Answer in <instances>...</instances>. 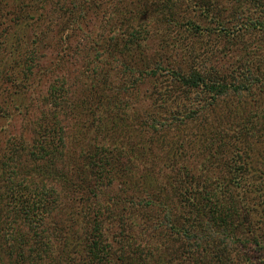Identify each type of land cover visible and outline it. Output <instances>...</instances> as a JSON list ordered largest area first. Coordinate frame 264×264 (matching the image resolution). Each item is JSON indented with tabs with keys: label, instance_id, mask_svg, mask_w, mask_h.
Instances as JSON below:
<instances>
[{
	"label": "rangeland",
	"instance_id": "1",
	"mask_svg": "<svg viewBox=\"0 0 264 264\" xmlns=\"http://www.w3.org/2000/svg\"><path fill=\"white\" fill-rule=\"evenodd\" d=\"M262 4L264 0H0V42L7 31L15 41V34L23 33L18 40L24 44L23 50H12L14 54L10 48L0 50V59H19L27 70V77L20 72L23 79L11 90L13 100L5 96L11 111L0 120V129L5 130L0 148L4 153L16 147L20 151L9 161L10 155L0 156V162L7 163L0 167L1 192L9 207L11 179L27 177L29 184L59 192L37 230L45 229L41 232L46 234L45 250L35 249L41 241L34 236L35 227L7 225L11 243L2 240L0 264H48L57 248L54 228L48 223L59 221L66 208L76 204L65 186L49 179L43 168H59L68 153L86 161L83 154L106 137L98 132L104 126L125 143L120 148L125 155L113 161L112 176H95V192L102 215H123L118 223L124 235L134 232L136 243L147 249L145 233L152 231L155 217L158 222L166 220L164 207H169L172 219L193 227L186 241L198 245L192 250L199 264H262L264 196L257 191V179L264 182L263 177L248 174L245 184L251 186L244 190L250 191H232L233 219L214 206L213 197L217 183L233 179L235 168L264 170V28L257 29V17L264 21L257 12ZM174 72L209 80L214 73L225 82L227 92L205 93L197 87L185 92L187 86ZM55 102L67 105L63 118L60 106L56 108L59 129L50 118ZM87 103H101L95 110L98 118L83 111ZM166 106L168 115L192 117L153 131V120L167 116L166 112L158 116ZM48 136L50 153L35 152ZM240 136L246 139L248 153L238 157L231 144ZM148 140L154 142L151 164L145 154ZM126 142L135 147L130 154ZM170 145L176 149L181 145L180 160L186 167L174 164L179 158L171 154ZM140 177H145L146 188ZM178 188H185V193ZM147 196L158 203V215L146 206L133 212L121 208L122 202L129 205ZM9 207L0 210L3 218H11ZM132 239L122 244L130 246ZM154 247L152 254L162 251L160 245Z\"/></svg>",
	"mask_w": 264,
	"mask_h": 264
},
{
	"label": "trees",
	"instance_id": "2",
	"mask_svg": "<svg viewBox=\"0 0 264 264\" xmlns=\"http://www.w3.org/2000/svg\"><path fill=\"white\" fill-rule=\"evenodd\" d=\"M259 1L260 0H257V3ZM204 3H206V1ZM69 11H71L70 15H75V12L71 10V8ZM257 12H259V16L264 15L263 4L259 6ZM7 26H9V23ZM25 28L26 26H24L23 29ZM261 28H264V21L257 17V29ZM24 31L25 30H23V32ZM21 34H15L17 40L15 41L14 38L11 39L10 37L6 36L7 31H3V39L0 42V50L5 48H10V51L18 49L23 50L24 44L18 40L20 38L19 35ZM11 58L13 57L3 56L2 59H0V98L4 97V100L0 103V120H3L4 117H7L11 111V103L6 100L5 96L8 98L10 97V99L13 100V92L11 90H13V86L16 83L21 82V79H23V76H21L20 72H22L24 78L27 77V70H25L24 67L22 68L19 63V59L16 61L15 59L11 61ZM33 61L35 62V60ZM149 73L156 74L154 72H148L146 75ZM173 76L176 78L180 77L181 81L185 83L187 86L185 89H183L185 92L196 87L201 88L199 90H203L205 93H215L217 91L227 92L225 82H219L217 75L214 73L211 77V80H209V76L208 78H205L204 76H199L198 74L187 77L180 76L179 73L174 72ZM20 77L21 79H19ZM257 81L261 82L259 79ZM262 82H264V80H262ZM235 90L238 91V88H235ZM100 104L95 103V106H92L87 103L83 111L87 110L89 114L92 116L95 115V118H98V116L95 114V110H97ZM58 105L60 106L59 114L62 116V118L63 116H67L64 114L66 113L65 108L67 105H62L61 103L55 102V109L50 117L53 121L55 129H59L60 123V117L55 115ZM168 109L169 108L166 106L165 111L158 115L159 117H162L166 112L167 116H164L165 118L161 120H153L155 123L152 125L150 124L153 131L160 130L159 128L167 129L172 124V122H175L178 125L183 124L187 119L189 121V119L192 117L188 114L181 117L180 115H174V113L168 115ZM83 111L82 114L88 115L83 113ZM72 112L75 114V110L73 108ZM158 116H156V118ZM52 131L54 132L55 130L52 129ZM98 132L99 134H106V137L103 138L100 145L98 144L95 148L89 149L86 151V154H83L86 161L81 163L78 161L81 156H76L75 153H68V156L66 157L67 160L64 161V163L59 166V168L54 166H47L43 168L45 170L44 172L46 173V176L49 177V179H52L54 183L59 182L60 185L65 186L67 193L71 198H74V203L76 204V206L73 205L66 208L65 216L59 221L48 223L52 224L51 227L56 229H53V231L56 234L54 239L56 240L57 244V248H53L52 250L51 258L48 261V264H199V260L194 256L196 250H192L193 248L198 247V245L196 244L195 247L194 244L186 241V239L189 240L191 237L190 235H192V233L190 232V229H193V227L185 224H178L177 220H174V218L172 219V214L169 207H164L167 208L164 209L166 211V213H164V218L166 220L158 222V217H155L154 221L157 222H152V227L150 228L152 231L145 233L147 238L144 239V241L146 244H149L147 249H144V245L136 243L135 235H133L134 239H132L133 242L130 246L127 245L126 247L125 244H122L124 241L129 242L130 238L133 237L132 234H134V232L129 233L130 235H124L123 230L125 229L118 223V221L120 222L121 219H123V215H110L109 217L102 215V210L99 207L100 203L97 200L98 194L95 192V176H99V173L101 175H109L108 173H110V176H112L115 173L113 172V169L115 168L113 161L116 158L120 159L123 157V155H125V153L122 154L120 152V148H122V145L125 143L121 139H117L114 136L115 133L109 130L107 126L102 127V129H99ZM2 133H5L3 128L0 129V134ZM48 137V140H41V143L36 146L37 150L35 149V152L41 151L47 154L50 153L49 142L51 136ZM237 139L238 141L233 139L234 142L231 144V149L233 152L235 151L234 153L237 154L238 157H241L243 153H248V146L246 147V139L242 136L237 137ZM146 142V160L149 162V164H151L153 158L152 144L154 142L153 140H148ZM126 143L128 146L126 153L130 154L133 152L135 147L129 142ZM1 145L2 144L0 142V146ZM170 147L172 150H176H171V154H176V156L179 158V163L174 164L179 168L186 167V165H183L184 163H182V160H180V155L183 152L181 145L178 147V149H176V145L175 147L170 145ZM5 151L6 150H3V148L2 150L0 148V156L5 157V154L10 155V157L6 158L7 161H9L10 159L12 160L13 157H16V154H19L20 150L19 147H16L9 149L7 151L8 153H4ZM29 154L34 155L31 153V151H29ZM80 154L82 155V153ZM140 156H143L142 152L140 153ZM6 164L7 163H5V160H3L0 162V167L3 165L6 166ZM119 165L121 164L119 163ZM234 170V178L227 182L219 181L215 187L217 188L216 193L213 195L216 200L214 206H218L217 209H220L223 213L225 212V214H227L231 219L234 217V209L232 208L234 207L233 204H235V202L232 201V199L235 190L242 193H247L250 191V189L244 190L246 186H251L249 184H245V180L250 178L247 177L248 174L250 176L257 174L258 177H263L264 180V170L260 171L257 169V171H255L254 168L252 169L247 167V165H241ZM11 172L14 175H17L16 170H12ZM38 173L39 176L44 177L41 172ZM149 174H151V172L147 173L146 176L150 179ZM175 174L176 173H174V175ZM168 177L172 178V175H169ZM140 179H143L142 186L146 188V182L144 181L145 177H140ZM28 180L29 179L27 177L25 179L19 180L11 179L9 196L7 197L10 199L9 203L11 207H9L8 203L5 202L6 197L3 196L1 192L2 189L0 187V210H2V208L5 209V207L8 206L12 213L10 219L6 217L3 218L2 215H0V248L2 240H4L9 245L11 243L9 240L12 237V233L5 232V230H7V225L11 226V224H13L14 227L17 224L24 223L35 227L36 231L34 236L36 239L41 238V241L35 244V246L38 247H35V249L40 251L45 250L46 246L43 243L42 237H45L46 234L41 233L45 229L42 228L43 230L41 232H38L37 230L40 228V226H42L45 216L48 215V212L50 211V207L55 204L53 202L57 200V194L59 192L55 189H50V191H48V189H46L44 186L34 184L33 182L29 184ZM260 183L264 182L258 178L257 191L261 194V196H264V184ZM259 184L260 187H258ZM136 185H139L138 181H136ZM178 191L180 194H184L185 188L182 190L181 188H178ZM225 191L227 192L225 193ZM49 201H52L53 204L50 203L48 205ZM153 201L154 199L147 196L142 200L138 199L135 202L130 201L129 205L126 201L125 204L122 202L121 208L130 209L133 212L135 208L139 206H146L154 211L153 215H158L160 213L159 209L156 211V208L159 207L157 205L158 203H153ZM237 205L238 204L236 203V206ZM61 210H63V208H61ZM234 221L237 225L238 220L236 219ZM105 226H107V228ZM109 232H111V234ZM220 236L226 240V243H232V239L229 237L225 238L224 233H220ZM108 238H111L110 242H107L106 239ZM112 243L118 244V246H114V249H112ZM154 243L162 247V251L160 253H151V250L155 249ZM17 246L18 244L16 245L15 249L20 252L21 250H19ZM221 264L224 263L221 262ZM262 264H264V262Z\"/></svg>",
	"mask_w": 264,
	"mask_h": 264
}]
</instances>
